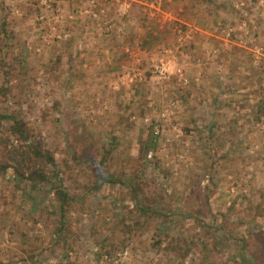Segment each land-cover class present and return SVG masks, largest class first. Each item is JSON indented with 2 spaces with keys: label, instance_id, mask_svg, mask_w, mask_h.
<instances>
[{
  "label": "rangeland",
  "instance_id": "374dc122",
  "mask_svg": "<svg viewBox=\"0 0 264 264\" xmlns=\"http://www.w3.org/2000/svg\"><path fill=\"white\" fill-rule=\"evenodd\" d=\"M247 4L0 0V26L12 33L0 30V111L21 116L54 160L32 161L49 184L0 170V264H251L236 239L199 231L226 222L251 251L264 237V115L254 120L264 99V0L260 11ZM149 126L159 145L144 167L146 192L161 202L146 219L125 185L96 176L134 173ZM17 145L0 123V168ZM58 184L70 199L57 235ZM157 229L205 248L162 253Z\"/></svg>",
  "mask_w": 264,
  "mask_h": 264
},
{
  "label": "trees",
  "instance_id": "16d2710c",
  "mask_svg": "<svg viewBox=\"0 0 264 264\" xmlns=\"http://www.w3.org/2000/svg\"><path fill=\"white\" fill-rule=\"evenodd\" d=\"M251 1L254 3L257 2V0ZM0 30L2 33L0 34L1 36H3L4 39H7V36L9 37V35L12 34L6 29L4 23L1 24ZM148 36H150V34H148ZM3 46H7V43H3ZM145 47L146 43L142 41V43H140V48L144 49ZM7 82H9V80H7L5 83L7 84ZM7 88V85L2 86V90L4 91H7ZM255 109L256 110L254 120L256 122L259 121V117L261 116V114L264 115V99L258 101ZM0 123L6 126L8 136L14 138L16 143L18 144L17 146H15L16 148H13V150H9L7 152V159L9 161H12V164H7L6 166L1 167L0 170L10 168L19 180L24 179L29 184H49V177H47V175L38 167H35L32 161L42 159L46 163L53 165V157L48 154H45L42 151L33 131L28 128L23 118L21 116H16L15 113L5 114L4 112L0 111ZM206 127L208 131H211L213 126L211 123H208ZM158 145L159 138L155 132V128L154 126H149L146 130L144 138H142L137 145L138 163L134 173L130 174L127 177L125 175L114 176L113 174H110L109 176H99L100 172H98V175L96 176V181L98 182V185H102L103 183H118L120 185H125L131 192L133 198L135 199L136 207L139 214L146 219L151 218V216L153 215L159 214L158 209H160L161 198H157V194L153 196L146 192V189L149 188V184L153 183V181L148 180V178L143 172L144 167H146V165L148 167V164L150 163V160L148 158L149 153H154ZM114 147L115 144H110V149H108L109 152H111ZM53 195L54 199L58 202V207L60 210V216L58 219L59 227L56 229V233L58 235V233L65 229V209L70 198L66 190L61 187V184H58V186L56 185L53 187ZM145 201H153L154 206H147V203ZM223 218L226 221H229L227 217L223 216ZM199 228V231H201L202 229L207 232H210V230L212 229L216 230V232L218 233H220L221 231L226 237L236 239L239 242L241 256L246 258L250 257L252 261L251 264H264V237H260V239H258V243L260 244L259 247L256 248L254 251H251L249 249V242L245 240L244 236L236 238L235 231L231 233L230 230L232 228H229V225L227 227L226 222L225 224H216V222H213L212 224L202 223L201 227L199 226ZM157 230L163 233L164 235L165 245L163 246V248H160L162 253L170 251L174 252L176 256L185 258L186 255H188V253L198 245H201L202 249L205 248L206 243L203 241H201L197 245V242H195L192 238L187 240L180 237H171L164 230ZM261 232H264V228L261 229ZM261 232L259 231L260 235H264V233ZM245 234H250V232L247 231L245 232ZM156 238L158 241L159 236ZM160 243L161 242H158V245H160Z\"/></svg>",
  "mask_w": 264,
  "mask_h": 264
},
{
  "label": "crops",
  "instance_id": "0c3cea01",
  "mask_svg": "<svg viewBox=\"0 0 264 264\" xmlns=\"http://www.w3.org/2000/svg\"><path fill=\"white\" fill-rule=\"evenodd\" d=\"M261 2H262V0H257V2H255V3H254V2H250V1L248 0V4H247V6H249L248 9H250L252 12H255L256 9L259 10L257 4L259 5V4H261ZM244 4H246V2L242 3V5H244ZM251 6H252V7H251ZM253 7H254L255 9H254ZM260 10H261V9H260ZM260 10H259V11H260ZM248 11H249V10H248ZM78 13H79V12H78ZM78 15H79V17H80L79 19H81V18H82V17H81V16H82V13L80 12V14H78ZM84 16H85V15H84ZM76 18H77V17H76ZM242 25H243V24H242ZM82 27H83V25H82ZM84 29H85V28H84ZM81 31H82V29H81ZM75 32H76V31H75ZM78 33L81 34V32H78ZM77 47H78V45H77L76 43H74L73 46H72V48H70V50L73 49V48H74V49H77ZM74 55H75V53H74ZM72 59H73V58H72ZM76 59H79V58L76 57ZM79 60H80V59H79ZM73 63H75V62H73Z\"/></svg>",
  "mask_w": 264,
  "mask_h": 264
},
{
  "label": "built area",
  "instance_id": "2783aa9c",
  "mask_svg": "<svg viewBox=\"0 0 264 264\" xmlns=\"http://www.w3.org/2000/svg\"><path fill=\"white\" fill-rule=\"evenodd\" d=\"M243 25H245V23H242ZM165 73V70L162 68L161 70H159V74L162 76ZM126 255V252H120L117 253L115 255V260H120L122 259L124 256Z\"/></svg>",
  "mask_w": 264,
  "mask_h": 264
}]
</instances>
